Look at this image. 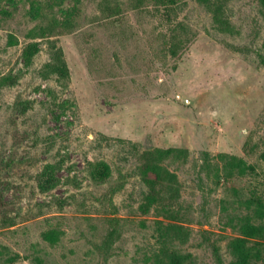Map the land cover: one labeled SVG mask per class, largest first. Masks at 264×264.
<instances>
[{
	"label": "rangeland",
	"instance_id": "obj_1",
	"mask_svg": "<svg viewBox=\"0 0 264 264\" xmlns=\"http://www.w3.org/2000/svg\"><path fill=\"white\" fill-rule=\"evenodd\" d=\"M161 4L0 0V264H264V0Z\"/></svg>",
	"mask_w": 264,
	"mask_h": 264
},
{
	"label": "trees",
	"instance_id": "obj_2",
	"mask_svg": "<svg viewBox=\"0 0 264 264\" xmlns=\"http://www.w3.org/2000/svg\"><path fill=\"white\" fill-rule=\"evenodd\" d=\"M159 1H161L162 3L161 5L166 6L168 3L174 0H159ZM219 13H220L219 7L213 8L212 10L213 18H218ZM54 71L55 73L66 75L67 70L64 62L59 61L58 64H56ZM169 151L170 150H168L167 152ZM262 158L264 160V154L262 155ZM229 163L232 167L238 169L240 173H243L246 169H249L245 166V163L242 160H238L234 157L230 158ZM141 178L144 184L149 187V192L144 195L143 197L144 201L141 204V208L144 210L149 209L153 203L158 201L159 194L158 192L155 191L156 186L161 187L165 183L173 184V182L175 181L174 175L170 174L169 172L165 171L164 169L156 165H151L143 168L141 171ZM114 234H115V230L111 229L108 232L104 242L102 243V254L104 258L106 257V253L114 241L113 238ZM160 237L162 239L167 238L166 232L161 234ZM45 239L48 242L56 241V237H54L51 234H46ZM232 250L235 256V260L230 264H252V261L259 259L258 253L253 252L250 248H246L243 241L241 240L235 241L233 243ZM0 256L1 257L5 256L6 257L5 260L9 263H13L17 258H19L17 254L15 255L13 254L9 256L6 252V248H4L1 245H0ZM155 264H164V263L162 260L157 258ZM165 264H189V263H187V261L182 256L171 255L167 258Z\"/></svg>",
	"mask_w": 264,
	"mask_h": 264
}]
</instances>
